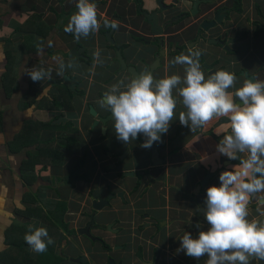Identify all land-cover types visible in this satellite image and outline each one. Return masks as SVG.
<instances>
[{"label":"crops","instance_id":"crops-1","mask_svg":"<svg viewBox=\"0 0 264 264\" xmlns=\"http://www.w3.org/2000/svg\"><path fill=\"white\" fill-rule=\"evenodd\" d=\"M176 1L173 4L175 0H164L173 6L158 12L159 26L180 11L188 12L190 3ZM241 1L243 15L249 20H260L259 14L264 15V0ZM77 2L0 0V264H24L7 253L10 248H20L21 255L33 258L37 264H54L59 256V264H109L110 259L114 264H206L207 256L197 260L177 249L185 232L198 236L200 230H207V189L219 185L221 172L239 163L216 152L225 131H230L229 121L222 117L191 131L179 122V114L187 110L174 90V120L168 132L162 134V142L152 146L158 149V158L164 159L160 166H150L149 154L141 150L139 141H119L114 121L106 123L104 136L98 139L101 126L91 125L89 107L96 116L103 115L107 111L99 106L103 94L120 81L126 85L124 79H118L121 69L114 51L101 36V30H107L103 20L118 22L119 43L128 41L132 26L149 42L156 37L145 16L138 13L135 0H91L101 27L77 41L65 32ZM141 2L147 14L156 8L154 0ZM187 20L163 30L159 36L164 44L159 48L134 42L137 50L157 54L155 69L169 68L153 73L154 78L166 74L183 77V66H172L170 61L175 57L165 50L193 38V29L183 39L175 36L189 27L191 20ZM255 29L249 28V39L235 48L240 56L245 54L242 60L253 58L249 54L252 51L264 62V32L258 29L254 34L258 37L252 38ZM234 31L231 29L230 35ZM73 50L83 58H76L71 54ZM96 52L100 53L101 63L96 61ZM60 59L73 64L63 77L57 75ZM206 59L210 60L208 56ZM127 61L131 62L130 54ZM40 68L50 72L51 79L33 82L27 72ZM241 80L237 78L229 91L241 87ZM70 85L82 92L72 93ZM42 88L50 90L42 92ZM140 137L144 141L142 134ZM70 138L79 144L77 155L65 152ZM126 149L129 153L119 159ZM56 155H62V159ZM73 169L78 170V177L71 176ZM129 172L133 174H125ZM207 173L211 176L201 186ZM110 192L114 195L107 205L92 208L93 200L105 198ZM262 195L253 196L248 205V219L260 224H264V201L258 199ZM52 211L62 213L66 227L75 231L67 234L55 218V250L33 252L24 236L30 227H45L49 234L50 224L42 216L48 217ZM90 219V235L79 233L78 229ZM108 224L111 229L106 228ZM250 264H264V260L250 258Z\"/></svg>","mask_w":264,"mask_h":264},{"label":"clouds","instance_id":"clouds-1","mask_svg":"<svg viewBox=\"0 0 264 264\" xmlns=\"http://www.w3.org/2000/svg\"><path fill=\"white\" fill-rule=\"evenodd\" d=\"M76 9L65 32L78 41L98 32L101 22L91 0H78ZM103 25L118 28L116 22L107 19ZM94 55L101 63L100 53ZM200 57L201 50L189 48L187 54L170 61L172 66H183V77L166 74L156 79L151 72H141L126 85L123 81L115 83L103 94L99 106L111 112L119 141L129 144L142 134L145 139L140 146L145 149L162 142V134L168 132L174 120V90L187 110L179 114V122L191 131L222 117L228 119L230 131H225L216 152L239 163L221 172L219 185L207 189V230H200L198 236L185 232L177 251L197 260L207 256L206 264H250V258L264 260V224L248 219L250 200L258 193L264 194V80L248 78L234 92L229 91L236 85V75L218 70L206 79ZM72 67L71 61L65 64L58 60L57 75L63 77ZM27 74L33 82L51 79L50 72L43 68ZM49 90L42 88V92ZM258 199L264 201V195ZM24 240L36 253L46 252L54 242L45 227H30Z\"/></svg>","mask_w":264,"mask_h":264},{"label":"flooded vegetation","instance_id":"flooded-vegetation-1","mask_svg":"<svg viewBox=\"0 0 264 264\" xmlns=\"http://www.w3.org/2000/svg\"><path fill=\"white\" fill-rule=\"evenodd\" d=\"M194 1L196 0H185V2L190 3L188 12L180 11L177 15H174L171 18L167 19L166 21H164L163 25L159 26L158 18L156 16L159 11L163 10H160L156 5L155 10L150 14H147V12L142 9L141 0H135L138 13L145 16L147 23L151 26V34L156 37V39L152 42H149L139 36L136 32V29H133V26L132 31H130L131 33L129 35V39L127 38L128 41L124 43H119V41L117 40V35L119 36L118 33L120 32L119 27L116 29L107 28V30H101V36H104V39H106L105 43L107 44V46H109V49H112L114 51L116 61L120 65L121 73L118 77L119 80L124 79L125 83L127 84L128 80L130 81L135 75H138L144 71L151 72L152 74H158V72H162L164 70L168 71L169 68L160 69L158 67L159 65L157 66L158 68L156 67L157 69H155L154 62L157 60V54L150 52V50H144L143 52L142 49H140V51L137 50V48H135L134 42H143L145 44L154 45L155 47L159 48V46H162L164 44L163 38L159 36L162 31L181 23L182 21L185 22L186 19L191 20L190 23L189 20H187L189 23V27L183 30L182 33H177V35L175 36L180 37L178 39H183L186 36V33H188V31H191L192 29L194 30V36L192 39L185 41L184 44L175 43V47L173 49H166L165 52L168 56L176 57L179 54H185L186 50H189V48L199 49L201 50V70L205 73L206 78L210 74L218 70L227 71L232 68H238L237 72L233 73L236 75V78L242 79L240 81L242 85L248 78H257L261 80V77L264 76L263 60L250 50H247V52L250 51V56L255 59L245 57V59L242 60V56H244L245 54L243 53L240 56V52L237 48H235V45L249 39V28H256L255 31H253L252 38L253 36L254 38L258 37V33L257 35H254L256 34L255 32L258 29H260V32H264V15L259 14L260 20H249L246 16L243 15L244 9L241 0H197L198 3L196 11H193L192 6ZM162 3L165 7L168 8L171 5L173 6L174 3H177V1L175 0L173 4H166L163 0ZM153 15H155L154 18L152 17ZM153 21H155L156 27L159 29V31L157 30V28L153 31ZM116 23L118 24V22ZM203 24H206L207 26L203 28ZM247 26H249V28ZM233 28L235 29L234 33H232L234 35H230V30ZM107 34L109 35L108 37ZM108 38H110V41ZM159 50L160 52L163 51L162 48H160ZM207 50L209 51L207 52ZM128 54H130L131 62L127 61ZM80 56L82 55H79V58ZM206 56H208L210 60H207ZM161 67L163 66L161 65ZM69 91H72V93L82 92L80 88L78 90L74 89L73 85L69 86ZM88 114L93 118L91 121V125H93L94 121H97L96 125L100 124L101 126L100 134L98 137V139H100L104 136L102 127L105 128L104 126L106 125V123H108L109 121H114L111 118V112L107 110L103 115L99 114L97 116H93L89 113L88 109ZM106 117H110V119L103 123L100 118L104 119ZM94 126L95 125H93V127ZM136 140L141 144L143 143V140L140 136H138ZM140 148L142 151H145V153L147 152V154H149V163L151 167H157L164 163V159L158 158L160 164L153 165L152 157L153 152L155 153V150L152 147L150 149H145L142 147ZM125 151H128L127 154L129 153V149H126ZM125 151L119 155V159L120 156L125 153ZM157 152L158 149L156 150V153ZM79 153L80 152H78L77 154ZM109 194H111L112 197L114 195L112 192H110ZM119 194L117 195L120 196ZM107 196L105 198H107ZM108 225L106 226L107 229Z\"/></svg>","mask_w":264,"mask_h":264},{"label":"trees","instance_id":"trees-1","mask_svg":"<svg viewBox=\"0 0 264 264\" xmlns=\"http://www.w3.org/2000/svg\"><path fill=\"white\" fill-rule=\"evenodd\" d=\"M66 142H67V144H66L65 152L71 153V154H77L79 152V144H78V142L76 140L70 138V139H67ZM56 157L59 158V159H62V155H56ZM58 163H60V160H59ZM71 176L72 177H78V170L77 169H73L71 171ZM42 217L45 218L50 224V226H49V236L51 238H52V235H54V228L56 229V231L58 230L57 229V225L53 223L55 218H56V221L58 222V224L61 225L62 228H64V231L67 234H71V233H73L75 231L74 229H68L66 227V223L62 219V213H57L55 211H52V212H50V215L48 217L44 216V215ZM51 226H53V227H51ZM11 229H14V227L11 228ZM6 236H7V234H6ZM55 242H54V244L48 245L47 249H49L51 251H54L55 250ZM10 245H14V244H10ZM16 246H17V244H16ZM16 246H14V247H16ZM103 246H104V248H108V245L105 242H103ZM20 247H22V246H20ZM19 250H20V248L18 250H14V249L10 248V249L7 250L8 251L7 253L15 256L16 258H18L24 264H33V263L37 264L36 261L33 260V258H27V257H24L23 255H21L18 252ZM61 260H62V257L59 256L58 258H56L54 264H59L61 262Z\"/></svg>","mask_w":264,"mask_h":264},{"label":"water","instance_id":"water-1","mask_svg":"<svg viewBox=\"0 0 264 264\" xmlns=\"http://www.w3.org/2000/svg\"><path fill=\"white\" fill-rule=\"evenodd\" d=\"M162 1H163V0H155V3H156V5L158 6V8H159L160 10H164V9L167 8V7H165V6L163 5ZM197 3H198L197 0L193 2V6H192L193 11H196ZM154 16H155V15H153L152 17L154 18ZM151 23H152V22H151ZM206 26H207L206 24H203V25H202L203 28H205ZM156 28H157V27H156L155 21H153V31L156 30ZM157 30L159 31L158 28H157ZM108 36H109V35L107 34V37H108ZM108 39H109V41H110V38H108ZM71 54H73L76 58H77V57L79 58V55H77V54L75 53L74 50L72 51ZM80 58H83V56H80ZM65 79H66V78H65ZM89 113H90L91 115H93V116H96V112L94 111V109H93L92 106L89 107ZM100 119H101V121H102L103 123H105V121H107L108 119H110V117H106V118H104V119H103V118H100ZM96 124H97V121H94L93 125H96ZM102 132H103V133L105 132V129H104V128H102ZM127 152H128V151H125V153H124L123 155L120 156V159H123V158L125 157V155L127 154ZM157 160H158V155H157V153H156V151H155V153L153 152L152 164H153V165H159V164H160V161L158 160V162H157ZM125 174H126V175H132L133 173H132V172H129V173H125ZM210 176H211V174H210V173H207L205 179L200 183V185H201V186H204V185L206 184V182L208 181V179H209ZM119 195L121 196V194H119ZM111 197H112V195L109 194V195L107 196V198H100V199H98V200H93V201H92V208L95 209V210H97V209H99V208H102L103 206H105V205L108 204V199L111 198ZM92 223H93V221H92V219H90V221L85 225V227L78 229V232L81 233V234L90 235V233H89V228H90V225H91ZM108 229H111L110 225H108ZM109 264H114V261H113L112 259H110V260H109Z\"/></svg>","mask_w":264,"mask_h":264},{"label":"built area","instance_id":"built-area-1","mask_svg":"<svg viewBox=\"0 0 264 264\" xmlns=\"http://www.w3.org/2000/svg\"><path fill=\"white\" fill-rule=\"evenodd\" d=\"M0 126H1V121H0Z\"/></svg>","mask_w":264,"mask_h":264},{"label":"rangeland","instance_id":"rangeland-1","mask_svg":"<svg viewBox=\"0 0 264 264\" xmlns=\"http://www.w3.org/2000/svg\"><path fill=\"white\" fill-rule=\"evenodd\" d=\"M77 11V10H76ZM75 13V12H74ZM139 175V174H138Z\"/></svg>","mask_w":264,"mask_h":264}]
</instances>
